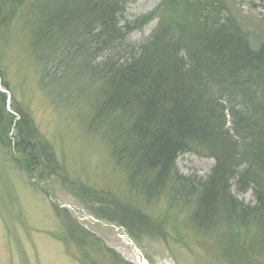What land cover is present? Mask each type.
Instances as JSON below:
<instances>
[{
  "label": "trees",
  "instance_id": "obj_1",
  "mask_svg": "<svg viewBox=\"0 0 264 264\" xmlns=\"http://www.w3.org/2000/svg\"><path fill=\"white\" fill-rule=\"evenodd\" d=\"M0 4L9 7L7 14L25 6V14L41 21V51L53 55L58 65L53 72L59 77L50 83L65 81L68 75L59 67L68 53L78 60L70 85L86 90L99 84L104 107L110 113L115 109L106 141L120 146L129 185L166 199L164 211L150 226L176 237L186 214L196 232L215 239L226 264H262L264 46H250L224 0H163L169 10L166 20L135 50L117 45L127 26L119 27L112 0ZM111 49L119 57L101 60ZM43 59L46 78L48 60ZM70 92L76 89H66ZM21 128L18 146L9 147L17 169L34 172V177L41 168L54 172V153L30 129ZM184 153L213 159L210 174H180L176 160ZM233 187L239 193L251 191L255 203L239 200Z\"/></svg>",
  "mask_w": 264,
  "mask_h": 264
},
{
  "label": "rangeland",
  "instance_id": "obj_2",
  "mask_svg": "<svg viewBox=\"0 0 264 264\" xmlns=\"http://www.w3.org/2000/svg\"><path fill=\"white\" fill-rule=\"evenodd\" d=\"M162 2L112 0L119 27L127 26L117 45L138 49L166 20L169 10ZM224 2L250 46H264V0ZM25 10L18 7L7 14L9 7L0 4V264H226L215 239L196 232L186 214L176 237H165L149 225L164 211L166 199L129 185L120 146L106 141V125L113 122L115 109L110 113L104 107L99 84L86 90L70 85L78 60L68 53L58 68L68 76L50 83L59 77L53 72L58 65L53 55L41 51V21ZM117 57L118 50L111 49L101 60ZM42 58L48 60L46 78ZM18 126L48 145L56 159L55 173L41 168L34 177V172L17 169L9 147L18 146ZM214 164L192 153L176 160L180 174L201 178ZM232 191L244 203H255L251 191Z\"/></svg>",
  "mask_w": 264,
  "mask_h": 264
}]
</instances>
